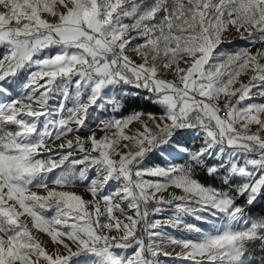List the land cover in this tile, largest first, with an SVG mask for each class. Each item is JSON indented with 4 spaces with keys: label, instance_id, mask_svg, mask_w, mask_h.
I'll return each instance as SVG.
<instances>
[{
    "label": "snow or ice",
    "instance_id": "obj_1",
    "mask_svg": "<svg viewBox=\"0 0 264 264\" xmlns=\"http://www.w3.org/2000/svg\"><path fill=\"white\" fill-rule=\"evenodd\" d=\"M232 30L250 45L264 42V0H0V46L8 50L0 58V82L33 65L39 69L29 73L16 99L0 103V264H160L159 257L169 255L165 239L182 244L192 264H255L250 253L257 243L264 246V215L251 217L236 201L246 197L250 208L264 196V103H247L253 90L264 97V47L220 52ZM136 40L140 63L126 54ZM162 70L173 78H160ZM248 71V82L234 87ZM127 85L143 89L162 109L159 116L148 114L151 127L144 124L133 135L124 129L140 113L100 120L90 111L108 104L118 110L120 99L107 92ZM0 94L11 95L2 84ZM221 95L228 98L223 107L216 103ZM90 119L99 120L102 132L116 131L97 137ZM251 125L256 131L249 134ZM187 130L203 135L205 147L189 152L177 142L176 150L188 156L184 165L142 168L146 153ZM215 147L221 157L232 151L227 161L209 165L205 157L216 155ZM197 167L221 178L227 190L200 182ZM237 178L243 182L233 186ZM77 180L92 199L64 190ZM112 181L121 186L105 194ZM169 185L184 195L157 197ZM153 201L174 204L175 215L163 223L150 220ZM161 211L156 207L153 214ZM181 214L215 231L187 224L197 240L168 237L163 227L179 225ZM32 229L47 233L56 250L47 251ZM133 246L131 257L117 251Z\"/></svg>",
    "mask_w": 264,
    "mask_h": 264
},
{
    "label": "rangeland",
    "instance_id": "obj_2",
    "mask_svg": "<svg viewBox=\"0 0 264 264\" xmlns=\"http://www.w3.org/2000/svg\"><path fill=\"white\" fill-rule=\"evenodd\" d=\"M139 2V1H137ZM49 19L51 20L52 17H49ZM125 23H131L130 19H125L124 21ZM235 31V30H233ZM236 32V31H235ZM239 34V33H237ZM241 39L240 38V34L237 40ZM244 40V39H242ZM246 44V48L249 47L250 51L255 52L258 48H262L264 47V42L258 41L254 46L250 45L249 42L246 40L244 41ZM141 43L140 40H136L133 44H132V48L129 49V51L127 52L129 55H132L131 58L137 62L140 63L142 62V57L140 55H137V53L133 50L136 46V44ZM224 43H229V42H224ZM7 48H5L4 46H0V58H2L5 54H7ZM48 51L54 52V49H49ZM126 53V54H127ZM47 54V53H46ZM221 62V60H214V62ZM181 67H185V65L183 63H181L180 65ZM39 69L33 65L30 69L24 70L22 71L17 77H8L4 82H0V84L3 85V87H5L6 89H8V91L11 93V95H5V94H0V103L3 102H7L10 101L11 99H16L21 90H22V83L27 81V77L29 75L30 72L32 71H38ZM252 75L251 71L242 73L238 79H237V83L234 85V87H239L240 83H247L250 76ZM160 78L163 79H172L173 78V74L171 72L168 71H161L159 73ZM135 88L131 85H127L124 86L123 88H113L110 89L107 92V95L109 97L111 96H116L118 99H120L121 94L123 96H126L129 93H134ZM126 93V94H125ZM227 97L221 95L216 103H219L221 100L226 99ZM59 97H57L56 99L50 100L49 101V106H56L58 104L59 101ZM120 101H122V99H120ZM247 103H264V97H260L258 95V93L253 90V98L248 100ZM121 105V104H120ZM66 107H72V102L69 101L66 104ZM117 109H115L111 104L106 105L105 110L99 111L97 112L95 109H91L90 111L94 112L100 120L103 119H115L113 116V113L116 111ZM159 116V115H157ZM99 123V120H96L94 123L91 121V119L89 120V124L91 125V131H95L96 136L97 137H102L105 134H107L109 137H111L113 135V133L116 131L115 128H109L107 129L106 133L100 131L98 128H96V124ZM144 124H148L149 127L152 126V122L149 120V116L148 115H140L139 119L137 120H133L126 129H124L125 133L128 135H133L135 134V132L139 129L142 130L143 129V125ZM238 126V125H237ZM7 130L10 131H15L16 128L15 126H9V128ZM256 131V125H251L249 128V134L250 133H254ZM187 132L191 135V138H193L198 144H199V149L202 147H205V143H204V137L203 135H201L199 132L196 131H192V130H187ZM0 134H2V132H0ZM91 132L90 131H81L79 133V135H81L82 137L90 135ZM74 134L68 135L67 137H61L60 139H53L52 143L49 145L50 147H56L58 146L60 143L64 142L65 139H72ZM261 136L264 137V131L261 132ZM180 141L178 139H173L170 143L167 144H163V145H158L156 148L152 149L150 152L146 153L145 157L143 158V162H142V168L143 169H153L156 167H162V168H169L170 166H174L171 164L172 160L178 159V158H182L184 157L186 154L182 153V152H178L176 150V143ZM124 142H121V145ZM212 151L214 153H216V155H213L211 158L216 159L219 161V163L221 162V160L227 161L229 159V155L228 153H230L232 151V149H226V153L223 157H221L219 155V147H215L214 149H212ZM152 153H156L158 156H160V158L163 160V162H165V165H157V166H151V164H146V160H147V156L152 154ZM61 153H56L54 155H60ZM44 159H47V156L45 155L44 157H42ZM208 157H205V160L207 159H211ZM218 161H215V164L218 163ZM244 159L243 157H240L238 159V163H240L241 165L243 164ZM81 166H77L76 167V172L78 174L79 172V168ZM89 177H95L96 173L94 171H90L88 173ZM144 180L146 181H157L159 180L160 182H164L163 178H156V177H152L149 175H145L143 177ZM239 180H241L243 182L242 179L238 178ZM50 187H52L53 185H49ZM121 185L118 184L115 181H112L108 187L104 190L105 194H107L108 192L117 189L118 187H120ZM33 191H37L41 194H43V190L42 189H32ZM64 190H68V191H75L77 194H80L81 196H83L84 199H92L91 195L87 192L86 190V184L80 182L79 180H77L76 184L74 187H68ZM157 197L159 196H163L165 198V200L171 199L173 195L176 196H180V195H184V193L182 192L181 189H177L175 186L173 185H169L165 190H162L161 192L156 194ZM123 207L126 208V204L122 205ZM156 207H160L163 209V211H161L158 214H153V210ZM143 210V208H142ZM149 211V219L152 221L155 220H160L162 223L164 221H168L169 217H172L175 215V206L173 205H168V204H160L157 205L155 203V201H153L148 208ZM46 216H51L54 213L51 211L45 212L44 213ZM117 216H121V214L119 212L115 213ZM200 215H206V213H197ZM121 218L123 219V217L121 216ZM181 218V223L177 226H172L171 223L165 225L162 229L163 233H166L168 237H172L175 238L177 240H192L195 241L198 239V235L194 232H188L187 229L185 228V225L187 224H193L197 227H200L202 230H204L205 232H214L215 229L212 227L211 223H205L203 221L197 220L195 218L194 215L192 214H181L180 216ZM22 219L24 220V222L26 223H30V217H22ZM216 224H219V220L215 221ZM32 234L34 236V238L44 247L46 248L47 251L49 252H53L56 250V246L52 243L51 238L47 235V233L41 232L37 229H32ZM135 247H131L129 249H118L117 251L124 256H128L131 257L134 253ZM163 250L168 252L169 255L168 256H164L161 255L159 257L160 260V264H192V261L188 260L187 258H185L182 254L184 253L185 249L183 248L182 244H171L167 242V239H165V243L163 244ZM259 264V263H258Z\"/></svg>",
    "mask_w": 264,
    "mask_h": 264
},
{
    "label": "trees",
    "instance_id": "obj_3",
    "mask_svg": "<svg viewBox=\"0 0 264 264\" xmlns=\"http://www.w3.org/2000/svg\"><path fill=\"white\" fill-rule=\"evenodd\" d=\"M139 1V0H137ZM246 44L242 39H239L230 43H223L219 47V51L225 54L234 53L240 49H245ZM134 93L138 92V95H133V93H129L126 96L121 94L120 99L121 105L118 110L113 113L115 119L126 118L129 115L134 113H140V115H148L149 113L154 114L155 116L161 114V107L151 100L146 99L145 97L148 95L143 89H134ZM184 148L188 149L189 152H194L199 150V144L191 138V135L185 131L181 136L176 137ZM188 160L187 154L182 157L171 161V164L174 166L184 165ZM146 164H151V166L157 165H165L166 163L158 156L156 153H152L147 156ZM209 165L215 164L216 159H207L206 160ZM219 163V161H218ZM217 164V163H216ZM195 177L200 180V182L204 183L207 186H213L219 190L226 191L227 187L223 185V181L221 178L217 177L215 179L208 178L206 169L203 167H197L194 173ZM223 175V173H221ZM242 183L238 178L233 181V186ZM237 204L245 207V212L247 215L256 218L261 215H264V196H262L253 206L250 208L246 205V197L237 198ZM264 247L260 243L255 245L254 250L250 253L253 258L255 264H261L262 259H264V251H261V248Z\"/></svg>",
    "mask_w": 264,
    "mask_h": 264
},
{
    "label": "crops",
    "instance_id": "obj_4",
    "mask_svg": "<svg viewBox=\"0 0 264 264\" xmlns=\"http://www.w3.org/2000/svg\"><path fill=\"white\" fill-rule=\"evenodd\" d=\"M238 37H239V34H237V32L232 30L224 37V41L225 42H229V41L234 42V41H237ZM243 41H245V40H243ZM248 49H249V47H248ZM127 55H129V54L127 53ZM129 56L131 58L132 55H129ZM214 63H219V61L218 62H214Z\"/></svg>",
    "mask_w": 264,
    "mask_h": 264
},
{
    "label": "built area",
    "instance_id": "obj_5",
    "mask_svg": "<svg viewBox=\"0 0 264 264\" xmlns=\"http://www.w3.org/2000/svg\"><path fill=\"white\" fill-rule=\"evenodd\" d=\"M227 102H228V98L221 100V101H220L219 103H217V104H218V106L223 107V105H224L225 103H227ZM232 102L234 103L235 100L233 99ZM220 115H221V116L225 115V112H223V111L220 112Z\"/></svg>",
    "mask_w": 264,
    "mask_h": 264
}]
</instances>
